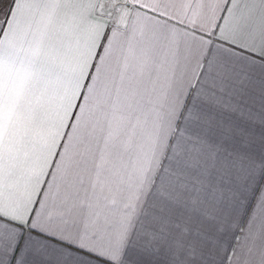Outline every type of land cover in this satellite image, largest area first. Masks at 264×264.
<instances>
[{
    "label": "snow or ice",
    "instance_id": "6c2138e0",
    "mask_svg": "<svg viewBox=\"0 0 264 264\" xmlns=\"http://www.w3.org/2000/svg\"><path fill=\"white\" fill-rule=\"evenodd\" d=\"M0 264H264V0H0Z\"/></svg>",
    "mask_w": 264,
    "mask_h": 264
}]
</instances>
